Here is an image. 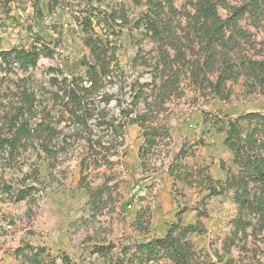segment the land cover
Returning a JSON list of instances; mask_svg holds the SVG:
<instances>
[{
    "label": "rangeland",
    "instance_id": "rangeland-1",
    "mask_svg": "<svg viewBox=\"0 0 264 264\" xmlns=\"http://www.w3.org/2000/svg\"><path fill=\"white\" fill-rule=\"evenodd\" d=\"M93 1L101 11L119 12L124 20L112 25L115 35H111L122 75L105 84L95 99L89 135L62 121L50 83L58 73L72 77L85 70L81 63L89 53L75 20L85 5L77 0H58V4L0 0V51L29 49L39 38L53 51L52 57H41L28 71L0 70V264H65L62 257L70 264H105L96 247H114L110 258L115 260L123 248L133 250L136 244L162 238L174 225L193 224L197 212L203 211L204 233L188 237L194 264H264V217L243 208L232 189L206 199L207 192L185 179L186 171L199 168L222 184L237 174L232 154L223 144L227 120L251 113L264 117V88L242 76L227 82L217 96L211 89L196 90L183 75L177 94L165 101L158 114L168 136L159 138L147 154L141 153L144 139L135 125L125 127L124 137L108 138L99 117L122 126L121 113L130 109L131 89L136 82L153 81L157 44L140 24L145 6L135 0ZM173 1L178 10L189 9L190 0ZM227 1L236 6L250 2ZM257 2L262 8L259 16L246 15L239 23L250 40L241 44L236 59L264 62V0ZM219 14L226 16L223 10ZM103 32L95 29L98 35ZM136 57L146 66L135 64ZM24 94L33 97L34 109L16 120L24 109ZM144 110L141 102L135 111ZM24 122L29 133L10 151L2 141H14ZM99 138L109 153L99 148L87 151V141ZM140 212L145 216L136 222ZM236 221L245 223L246 230L237 231ZM31 255L36 257L28 260Z\"/></svg>",
    "mask_w": 264,
    "mask_h": 264
},
{
    "label": "trees",
    "instance_id": "trees-1",
    "mask_svg": "<svg viewBox=\"0 0 264 264\" xmlns=\"http://www.w3.org/2000/svg\"><path fill=\"white\" fill-rule=\"evenodd\" d=\"M55 1L58 4V0ZM77 1L85 5V11L75 20L81 27L83 44L88 50L89 58L81 63L85 68L81 75L67 77L58 73L60 75L52 77L50 83L56 90L53 100L61 108L62 121H70L76 128L87 130L90 135L88 124L95 116V99L101 95L105 84L122 75L117 59L118 47L111 35H115L112 25L124 18L113 10L109 13L101 11L94 6L93 0ZM135 1L146 8L139 20L157 44L158 61L154 67L153 81L144 84L136 82V86L131 89L127 105L130 109L121 113L122 126H114L113 121L107 120L106 116L99 117V120L102 118L105 122L108 138L116 140L120 138V134L124 137L125 127L135 125L142 130L144 139L145 149L140 151L147 154L159 138L168 136L165 126L158 122V114L165 101L177 94L183 75L188 76L196 90L211 89L217 96L222 95L227 82H237L242 76L264 88V62L246 57L236 59L241 44L250 40L247 33L240 30L239 23L246 15L253 18L259 16L262 8L257 0H250L240 6L231 5L227 0H190L189 9L184 7L183 10H178L173 0H145L144 3ZM220 10L225 11L224 18L220 16ZM96 28H101L104 32L98 35L95 33ZM52 54L53 51L39 38L37 45L29 49L0 51V70L4 67L7 70L13 68L25 72L34 68L41 57H52ZM133 62L138 66H146V61L139 60L138 57ZM148 89L154 96L152 99L148 97ZM23 97L24 109L19 111L16 120L24 113L31 115L34 109L33 97L27 94ZM100 100H104L103 96ZM141 102L145 110L138 113L135 110ZM244 122H247L246 128L243 127ZM18 132L19 136L14 141H2L10 151L28 135V123L21 124ZM97 140L87 141V151L99 148L106 154L109 153V148L102 143V139ZM122 142L119 144L121 147ZM223 144L232 154L237 174L222 184L214 181L206 173V169L199 168L186 171V181L199 188L200 192H207L206 199L232 189L243 208L251 209L264 217V117L251 113L235 120H227ZM168 170L176 178L174 169ZM4 192L10 193L8 189H4ZM206 199L203 197L200 201L203 209L206 207ZM142 213L137 214L136 222L145 216ZM204 214V211L197 212V219L193 224L184 227L174 225L162 238L136 244L133 250L123 248L115 260L110 258L114 248L112 246H98L95 252L105 259V264H149L161 260L169 264H194L193 246L188 237L204 233L200 221ZM235 226L237 231L246 230L245 223L241 221H236ZM35 257L36 255H31L27 259ZM62 261L70 264L65 257H62Z\"/></svg>",
    "mask_w": 264,
    "mask_h": 264
}]
</instances>
